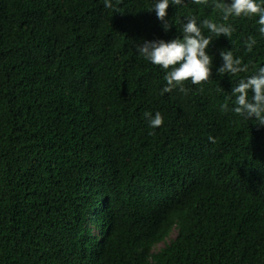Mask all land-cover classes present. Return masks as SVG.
Here are the masks:
<instances>
[{
  "label": "trees",
  "instance_id": "trees-1",
  "mask_svg": "<svg viewBox=\"0 0 264 264\" xmlns=\"http://www.w3.org/2000/svg\"><path fill=\"white\" fill-rule=\"evenodd\" d=\"M226 2L170 5L165 32L153 0H0V264H264V125L231 94L264 36ZM187 16L233 32L213 35L207 81L161 95L135 44ZM221 50L248 72H216Z\"/></svg>",
  "mask_w": 264,
  "mask_h": 264
},
{
  "label": "clouds",
  "instance_id": "clouds-1",
  "mask_svg": "<svg viewBox=\"0 0 264 264\" xmlns=\"http://www.w3.org/2000/svg\"><path fill=\"white\" fill-rule=\"evenodd\" d=\"M193 2L208 3V0H193ZM183 3L184 0H153L148 10L155 12L157 19L162 22L163 30L168 32L175 24L169 22L172 20L168 18L169 6L176 7ZM215 6L222 9L225 21L230 16L249 18L257 16L258 32L264 36V0H231L230 3ZM105 7H111V0H105ZM185 18L187 22L177 29L181 35L174 39L166 41L142 38L141 42L135 44V51L139 57L166 70L164 76L166 86L161 90V95L170 93L178 86L180 91H186L183 83L188 80L192 84L207 81L213 74L214 54L208 51L213 42V35L216 37L223 35L229 38L233 32L230 24L216 23L208 19L198 21L195 16ZM205 29L209 34H205ZM245 43L251 50L256 40L249 37ZM219 56L222 63L216 67V72L233 75L248 72L249 65L243 63L239 56L234 57L231 50H221ZM231 94L234 97L232 108L234 113L259 125H264V66L258 67L253 75L240 78L232 87ZM226 107V105H221L222 109ZM143 115L152 129L164 123V117L160 111H156L154 115L150 112H145ZM208 140L215 143V137L211 135L208 136Z\"/></svg>",
  "mask_w": 264,
  "mask_h": 264
},
{
  "label": "rangeland",
  "instance_id": "rangeland-1",
  "mask_svg": "<svg viewBox=\"0 0 264 264\" xmlns=\"http://www.w3.org/2000/svg\"><path fill=\"white\" fill-rule=\"evenodd\" d=\"M176 233H177V231L174 229V230L171 232L170 236L167 237L165 241L156 244L154 249H155V250H158V249H160L161 247H163L167 242H169L171 239L175 238Z\"/></svg>",
  "mask_w": 264,
  "mask_h": 264
}]
</instances>
